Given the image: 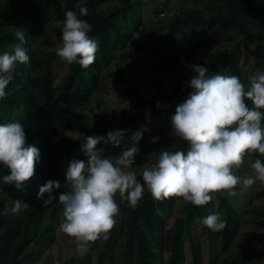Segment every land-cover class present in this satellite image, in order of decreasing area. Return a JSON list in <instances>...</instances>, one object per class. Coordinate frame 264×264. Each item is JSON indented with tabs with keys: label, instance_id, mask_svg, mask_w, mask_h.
<instances>
[{
	"label": "trees",
	"instance_id": "trees-1",
	"mask_svg": "<svg viewBox=\"0 0 264 264\" xmlns=\"http://www.w3.org/2000/svg\"><path fill=\"white\" fill-rule=\"evenodd\" d=\"M145 1L0 0V55L14 52L15 46L20 43L16 37V32L20 30L27 40L23 46L28 49L30 57L27 65L17 62L13 78L5 89L6 95L0 98V124L20 122L25 128L27 143L40 151L35 174L21 189H17L14 183L3 182V176L10 174V169L0 165V264H25V261L36 259L48 248L54 236L56 203L59 195L69 188L66 179L68 164L73 159L84 161L86 156L81 151L84 134L103 137L135 119L108 118L98 106L90 107L86 101L98 87L104 68L116 58L117 52L126 48V39L133 42L123 24L128 20L133 21V15L139 16L136 6ZM180 1L182 5L191 3L199 8L169 16L166 32H157L148 40L130 46L135 52H145L155 72L169 71L173 79L172 88L162 90L160 85L153 82L157 89L162 90L163 96L159 100L155 95L146 99L138 84L124 77L118 68L115 69L117 79L123 84L121 95L133 97L142 106L152 104L150 112L166 99L180 100L188 94L190 80L198 75L193 70L194 65L207 67L208 74H219V66H222L224 75H236L240 79L242 67L238 64V56L241 53L245 58H253L257 65L264 66V0ZM105 4L112 6L102 8ZM81 7L87 8V16H79ZM69 10L91 25L89 36L97 40L99 48L94 63L87 69L72 63L61 80L55 82L53 63L59 57L56 49L62 43V21ZM204 11L207 12L206 16L202 13ZM200 23L205 24L212 33L202 34L194 43L166 49L165 42L171 33H182L185 26ZM230 28L237 29L243 36L233 49L222 52L220 56L210 53L207 60H200L197 52L209 45L219 33ZM49 30L55 33L54 37ZM190 69L193 74L188 75L187 70ZM184 82L188 84L185 86ZM248 106H252L250 101ZM77 108L86 109L87 114L77 113ZM77 132L82 134L81 137H73ZM188 147L187 142L179 143L172 151H187ZM249 155L263 160L258 152ZM49 180L59 181L61 187L53 190L56 201L44 207L43 199H47L49 194L45 193L41 199L38 193L40 186ZM216 196V213L226 221L225 229L218 235V250L224 252L232 242L239 220L232 204L226 200L227 194L217 192ZM256 196L264 197V189L258 191ZM115 199L119 205L116 225L108 239H104L101 249L94 250L96 257L92 259L89 252L81 255L74 251L60 264H184L183 237L190 240L193 264H200L191 229L195 219L205 218L204 211L211 201L205 206H194L187 202L183 217L175 221L169 237L168 255L163 258L164 218L158 209L165 210L168 199H154L146 187L143 198L135 208L120 197L116 196ZM15 200L27 202L29 207L18 214L10 211L5 214V209H10ZM257 221L264 226V210L257 215ZM207 229L210 232L211 229ZM259 256L246 251H241L239 255L241 259Z\"/></svg>",
	"mask_w": 264,
	"mask_h": 264
},
{
	"label": "clouds",
	"instance_id": "clouds-1",
	"mask_svg": "<svg viewBox=\"0 0 264 264\" xmlns=\"http://www.w3.org/2000/svg\"><path fill=\"white\" fill-rule=\"evenodd\" d=\"M87 8L81 7L79 16H87ZM91 25L78 18L74 11H67L62 21V43L57 46L59 57L68 64L78 63L87 69L95 61L98 42L89 36ZM20 41L12 54L0 55V98L13 78L17 62L30 63L24 32L18 30ZM198 74L190 80L194 89L189 98L177 106L171 117L173 135L186 141L187 151H162L156 162L142 171V182L133 171H126L139 154L138 142L142 132L131 137L133 143L125 148L114 161L102 155L97 145L103 141L119 147L126 132L110 131L107 138L84 134L81 151L89 158L87 164L73 159L66 169L68 190L61 193L58 203L63 209L60 231L77 242V251L83 255L89 243L101 237L108 239L116 225L119 205L116 195L135 208L143 198L145 187L156 200L180 197L194 206H205L212 194L225 192L229 198L237 195L235 189L243 184L250 187L257 181L264 184V163L257 159L251 164L254 176H237L250 153L264 156V71L248 77L245 84L236 75L208 74L205 66L194 65ZM251 102V107L248 102ZM157 106H160L159 103ZM67 107V105H63ZM86 115V109L77 108ZM158 138H152L155 143ZM40 151L27 143L24 126L20 122L0 124V165L10 169L3 176L6 184L21 189L35 174ZM61 187L59 181L49 180L40 186L38 198L44 207L56 201L54 189ZM29 204L15 200L10 209L18 214ZM212 231H221L226 221L219 213L209 214L201 221Z\"/></svg>",
	"mask_w": 264,
	"mask_h": 264
},
{
	"label": "rangeland",
	"instance_id": "rangeland-1",
	"mask_svg": "<svg viewBox=\"0 0 264 264\" xmlns=\"http://www.w3.org/2000/svg\"><path fill=\"white\" fill-rule=\"evenodd\" d=\"M112 4L102 5V8H110ZM138 7L139 16L133 15L132 20L126 21L123 26L127 31L131 41L126 39V48L122 52L116 53V58L108 64L101 73L98 87L93 91L88 99L87 105L90 107H99V110L106 116H117L126 119L135 118L130 124H124L120 130L126 132L119 147L113 146L112 143L105 144L101 141L97 145V149L103 150V156L106 158L115 159L127 147L133 143L131 137L136 132H142V139L138 142L139 154L135 157L134 164L126 171H133L137 175V179L142 182V171L146 167L154 164L162 151H172L177 147V144L185 143L179 137L173 135L171 128V117L175 114L176 108L181 103L185 102L190 93L194 89L190 86L188 94L180 100L175 98L166 99L159 104L155 110L150 112L152 104L142 106L136 99L128 95H121L120 89L123 84L117 79L115 69L118 68L123 72L124 77L131 79L134 84H138L144 92L146 99L151 98V95L159 100L163 93V89L170 90L172 88L173 79L168 72H155L151 66V60L146 58L145 52H135L130 49L134 43L148 40L151 35L167 31L169 16L179 13L190 12L193 9L199 8L197 5L188 3L182 5L180 0H146ZM207 15V12H202ZM139 17V18H138ZM50 25V23H47ZM212 30L207 28L203 23L196 25H187L182 33H171L166 39V49L170 50L174 47L182 46L188 43H194L202 34L212 33ZM52 36L55 33L49 30ZM242 33L237 29L230 28L223 33H219L212 39L209 45L204 46L197 52L200 60H207L210 53L220 56L222 52H230L234 44L242 39ZM58 46V45H57ZM238 64L242 67L241 81L245 84L248 82V77L257 71H264V66L257 65L253 58H245L244 53L238 56ZM220 65V64H219ZM68 64L61 57L53 63L55 72V82H59L63 75L68 71ZM219 74H224L225 69L219 66ZM188 75L193 74V70H187ZM214 74L210 73L209 75ZM160 85L162 90L157 89L156 85ZM185 86L188 84L184 82ZM184 86V87H185ZM153 109V108H152ZM81 133L77 132L73 137H81ZM107 138V135L103 136ZM157 137L155 143L152 138ZM262 156V155H261ZM261 161L264 163V156ZM88 157L85 156L84 162L87 164ZM256 159L247 155L244 164L239 169H233L237 176H254L255 173L251 168V164ZM264 189V184L258 181L250 187H245L243 184L238 185L235 191L237 195L226 200L230 202L235 210V216L239 222L236 224L235 232L233 233L230 246L224 251L218 250V235L220 231L208 232L202 220L195 219L191 229V237L198 248L200 256V264H264V226L257 221V215L264 210V197L258 198L257 192ZM117 197H120L117 193ZM187 202L180 197H172L167 200L165 210H159V213L164 218L163 224V242L162 249L163 258L168 255L169 237L174 229L175 221L183 217ZM218 208V199L216 193L212 194L211 205L204 211V217L209 214L216 213ZM57 218L55 219L54 236L46 250L41 252L36 259H28L25 264H60L65 261L74 251H77L76 240L68 237L60 231V224L63 220V209L59 203H56ZM104 238L89 243L88 251L91 258L96 257L94 250H100ZM93 246V247H91ZM117 247V245H116ZM182 250L184 254V264H193L192 250L190 248V240L187 237L182 239ZM241 251H246L250 254H259V257L252 259H241L239 257Z\"/></svg>",
	"mask_w": 264,
	"mask_h": 264
}]
</instances>
